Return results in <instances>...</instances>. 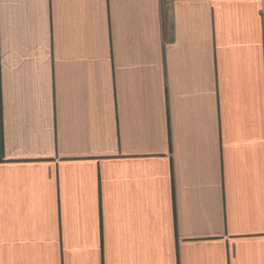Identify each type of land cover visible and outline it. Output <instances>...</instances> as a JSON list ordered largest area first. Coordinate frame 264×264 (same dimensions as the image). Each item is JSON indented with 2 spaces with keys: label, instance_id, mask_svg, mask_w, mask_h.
Returning <instances> with one entry per match:
<instances>
[{
  "label": "crops",
  "instance_id": "0c3cea01",
  "mask_svg": "<svg viewBox=\"0 0 264 264\" xmlns=\"http://www.w3.org/2000/svg\"><path fill=\"white\" fill-rule=\"evenodd\" d=\"M0 264H264V0H0Z\"/></svg>",
  "mask_w": 264,
  "mask_h": 264
}]
</instances>
